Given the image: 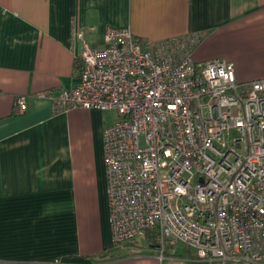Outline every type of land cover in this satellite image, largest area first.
<instances>
[{"label":"built area","instance_id":"obj_1","mask_svg":"<svg viewBox=\"0 0 264 264\" xmlns=\"http://www.w3.org/2000/svg\"><path fill=\"white\" fill-rule=\"evenodd\" d=\"M200 33L145 40L108 26L104 45L73 30L78 81L39 94L56 110L116 111L104 129L116 246L155 230L163 257L184 243L191 264H264V78L194 59ZM27 97L16 100L26 110Z\"/></svg>","mask_w":264,"mask_h":264},{"label":"crops","instance_id":"obj_2","mask_svg":"<svg viewBox=\"0 0 264 264\" xmlns=\"http://www.w3.org/2000/svg\"><path fill=\"white\" fill-rule=\"evenodd\" d=\"M108 26L145 40L200 33L196 61H231L239 82L264 78V0H0V264H149L112 240V121L39 96L78 81L74 28L102 46Z\"/></svg>","mask_w":264,"mask_h":264},{"label":"rangeland","instance_id":"obj_3","mask_svg":"<svg viewBox=\"0 0 264 264\" xmlns=\"http://www.w3.org/2000/svg\"><path fill=\"white\" fill-rule=\"evenodd\" d=\"M105 118L107 121L117 118L116 111H105ZM131 247V248H129ZM122 248L123 255H138L144 259L148 258L149 264H152L150 255L157 260L158 264H191L189 259L192 252L184 243H178L174 246L168 245L166 247L163 257L160 256V250L157 246L149 245L144 237L135 240V242H129ZM153 253V254H152ZM157 254V257L154 255Z\"/></svg>","mask_w":264,"mask_h":264},{"label":"trees","instance_id":"obj_4","mask_svg":"<svg viewBox=\"0 0 264 264\" xmlns=\"http://www.w3.org/2000/svg\"><path fill=\"white\" fill-rule=\"evenodd\" d=\"M156 231L155 230H149L145 233V239L148 242L149 245L155 246L156 245Z\"/></svg>","mask_w":264,"mask_h":264}]
</instances>
